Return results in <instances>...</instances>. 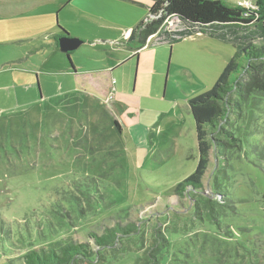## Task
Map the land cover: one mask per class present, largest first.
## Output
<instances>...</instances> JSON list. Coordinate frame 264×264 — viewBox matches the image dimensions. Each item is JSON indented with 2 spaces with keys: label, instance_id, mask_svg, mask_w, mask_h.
I'll list each match as a JSON object with an SVG mask.
<instances>
[{
  "label": "rangeland",
  "instance_id": "1",
  "mask_svg": "<svg viewBox=\"0 0 264 264\" xmlns=\"http://www.w3.org/2000/svg\"><path fill=\"white\" fill-rule=\"evenodd\" d=\"M150 3L0 0V264H21L24 251L56 238L93 248L91 236L118 222L166 229L174 213L193 218L173 241L176 264H264V95L229 116L224 126L241 145L222 156L211 148L200 192H176L197 160L187 102L212 87L234 44L262 40L260 24L171 17L110 73L108 57L125 55V31ZM54 26L82 44L61 52L47 39ZM165 37L181 41L157 42ZM75 64L97 70L77 76ZM200 198L220 203L217 228L193 216ZM133 263L131 253L114 262Z\"/></svg>",
  "mask_w": 264,
  "mask_h": 264
},
{
  "label": "trees",
  "instance_id": "2",
  "mask_svg": "<svg viewBox=\"0 0 264 264\" xmlns=\"http://www.w3.org/2000/svg\"><path fill=\"white\" fill-rule=\"evenodd\" d=\"M256 5L257 11H254L235 2L230 4L226 0H151L148 14L129 31L126 43L138 50L171 17L204 27L214 24H260L262 40L257 44H234V53L212 87L187 102L195 126L197 160L193 172L176 185L178 195H184L187 189L194 194L200 192L211 148L215 156H222L224 149L241 145V139L235 137L224 125L228 124L231 114H241L243 104L250 101L253 103L256 96L264 95V0H257ZM116 127L120 130L117 122ZM215 205L220 203L200 198L192 207L193 216L200 222L207 220L208 225L217 228L219 220L214 211ZM220 207L228 208L230 205ZM173 219L175 222L171 221L169 228L155 225L150 230L133 222H118L106 227L100 235L91 236L95 246L93 248L87 242L56 238L30 247L19 258L21 264H114L120 257L131 253L133 264H176L171 258L174 253L173 241L188 235L189 221L193 218L174 213Z\"/></svg>",
  "mask_w": 264,
  "mask_h": 264
},
{
  "label": "crops",
  "instance_id": "3",
  "mask_svg": "<svg viewBox=\"0 0 264 264\" xmlns=\"http://www.w3.org/2000/svg\"><path fill=\"white\" fill-rule=\"evenodd\" d=\"M151 4V3H150ZM65 28V27H64ZM65 29H67V28H65ZM62 29H60V27H55L54 26V29H52V30H50V32L49 31H47L46 32V34H47V39H48V41L49 42H51L52 44H54L56 47H58L57 46V43H55V39H54V37H53V35L54 34H57V35H59V34H61L62 33ZM125 34H129V30H127L126 29V31H125ZM154 35H156V34H154ZM157 35H158V33H157ZM150 38H151V36L147 39V42H146V44L144 45V46H146L147 45V43H148V41L150 40ZM96 41H98V40H96ZM164 41H166V42H169V43H174L173 41H170L169 40V38L168 37H165V38H163V39H161V40H157V42H159V43H161V42H164ZM181 41V39L179 40V42ZM89 42H93L94 43V41H89ZM109 42H111V41H109ZM111 43H113V42H111ZM119 43H123V42H119ZM176 43V42H175ZM48 45H50L49 43H48ZM126 45H127V43H126ZM128 46V45H127ZM127 46H121V45H119V48L120 47H122V50L125 52V55L123 56V57H117V56H114V53H113V51H112V55H110V58L108 57V63H107V65L104 67L106 70H108L110 73H115L116 72V70L118 69V68H122L121 66L124 64V63H126L127 61L128 62H131V61H133V59L136 57H138L139 56V50H142L143 48H144V46L143 47H141L140 49H138V50H135V49H132L130 46L129 47H127ZM128 55V57L126 58V59H124V57L125 56H127ZM105 59H106V55H105V57H104ZM138 62H139V60H138ZM145 65V63L143 64V66ZM74 68V72H75V74L77 75H81V74H84V75H91L92 74V72H94V71H96L97 69L96 68H83L82 66L80 67L79 66V64H75V66L73 67ZM147 73H146V75L148 76L147 77V82H146V89H147V92H149L150 91V89L151 90H153V88H154V85H153V81H154V74H155V71H146ZM121 73H124L123 71L121 72ZM77 75V76H78ZM109 75V74H108ZM114 79V78H113ZM115 80V83H116V79H114ZM123 84V83H122ZM123 89V88H122ZM120 90V89H119ZM119 90H117V88H116V92L117 91H119ZM128 90L127 89H123L122 90V92H127ZM120 92H121V90H120ZM130 94L133 96V95H135V93H134V90L132 89L131 91H130ZM128 95V94H127ZM136 95H138V94H136ZM130 97V96H129Z\"/></svg>",
  "mask_w": 264,
  "mask_h": 264
},
{
  "label": "water",
  "instance_id": "4",
  "mask_svg": "<svg viewBox=\"0 0 264 264\" xmlns=\"http://www.w3.org/2000/svg\"><path fill=\"white\" fill-rule=\"evenodd\" d=\"M82 40L78 37L70 36L67 32L62 31L61 34L57 37V46L58 49L68 54L72 52L73 50L77 49L80 44H82Z\"/></svg>",
  "mask_w": 264,
  "mask_h": 264
},
{
  "label": "built area",
  "instance_id": "5",
  "mask_svg": "<svg viewBox=\"0 0 264 264\" xmlns=\"http://www.w3.org/2000/svg\"><path fill=\"white\" fill-rule=\"evenodd\" d=\"M237 5L244 6L248 9H253L255 8V4L252 5V2L250 0H238L235 2Z\"/></svg>",
  "mask_w": 264,
  "mask_h": 264
},
{
  "label": "flooded vegetation",
  "instance_id": "6",
  "mask_svg": "<svg viewBox=\"0 0 264 264\" xmlns=\"http://www.w3.org/2000/svg\"><path fill=\"white\" fill-rule=\"evenodd\" d=\"M55 36H57V34H54V35H53L54 39H55Z\"/></svg>",
  "mask_w": 264,
  "mask_h": 264
}]
</instances>
